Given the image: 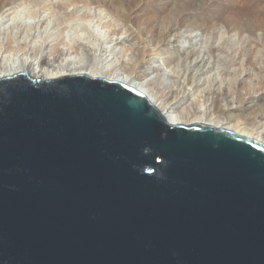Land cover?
<instances>
[{
  "label": "water",
  "instance_id": "obj_1",
  "mask_svg": "<svg viewBox=\"0 0 264 264\" xmlns=\"http://www.w3.org/2000/svg\"><path fill=\"white\" fill-rule=\"evenodd\" d=\"M0 264H264V143L122 81L0 77Z\"/></svg>",
  "mask_w": 264,
  "mask_h": 264
},
{
  "label": "rangeland",
  "instance_id": "obj_2",
  "mask_svg": "<svg viewBox=\"0 0 264 264\" xmlns=\"http://www.w3.org/2000/svg\"><path fill=\"white\" fill-rule=\"evenodd\" d=\"M19 8L38 15L37 31L44 29L47 18L54 23L71 15H92L105 26L109 44L128 52L121 54V64L133 65L134 50L146 45L141 63L156 60L169 70L187 89L181 97L186 94L210 114L239 120L264 136V0H0V28ZM22 30L19 26L14 46L26 55L34 52L35 38L21 41ZM49 31L53 36L35 50L45 59L54 47L67 52L58 31L52 26ZM150 39L162 40L157 44ZM138 40L141 46L131 44ZM1 42L6 44L7 37ZM192 48L202 50L196 60V55H187Z\"/></svg>",
  "mask_w": 264,
  "mask_h": 264
},
{
  "label": "bare ground",
  "instance_id": "obj_3",
  "mask_svg": "<svg viewBox=\"0 0 264 264\" xmlns=\"http://www.w3.org/2000/svg\"><path fill=\"white\" fill-rule=\"evenodd\" d=\"M26 9L19 8L16 10L15 15L10 17V21L2 24L0 28V38L2 36L7 37L8 43H6L7 45L3 42L0 43V77L18 72H27L31 76L44 80L64 75L86 73L95 77L122 81L143 91L171 124L204 123L224 127L259 141L260 139L264 141L263 133L256 130V128L248 125L242 126L243 123L240 124L239 120V122L233 121L221 114H210L211 111L205 110L202 104L195 102L186 94L181 97V94L185 93L187 89L183 90V86H181L183 82L171 75L169 70L162 69L156 60L148 65L141 63L143 56L146 55V45L141 46L139 40L138 43L131 42L132 45L138 44L141 47L134 50L135 58H137L135 63L127 66L121 64L120 59L121 54L127 55L128 52L126 53L124 47L117 50L109 44L107 41L108 32L104 28L105 26L92 15H71L68 18L62 17L63 21L58 19L54 23L51 18H47L44 29L37 31V28L40 27V23L36 21L38 15L29 13ZM62 22H66V24L67 22H73L74 25L67 26ZM19 26L23 28L21 41H26L31 37L35 38L32 42L34 52H27L26 55H22L20 51L23 48L14 46L18 43L17 32ZM51 26L58 31L57 38L60 43L66 46L67 52L63 53L54 47L51 54H49V58L45 59L35 50L39 42L52 35L49 31ZM155 39H150L149 42L153 41L159 44L162 40ZM55 52H58V55H54ZM187 55L193 57L196 55L194 57V60H196L202 55V50L198 51L192 48ZM28 65L31 66L32 71L28 68ZM225 78L227 77L225 76Z\"/></svg>",
  "mask_w": 264,
  "mask_h": 264
}]
</instances>
